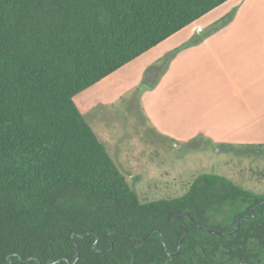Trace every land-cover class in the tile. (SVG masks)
<instances>
[{
	"label": "trees",
	"instance_id": "obj_1",
	"mask_svg": "<svg viewBox=\"0 0 264 264\" xmlns=\"http://www.w3.org/2000/svg\"><path fill=\"white\" fill-rule=\"evenodd\" d=\"M228 1L0 0V264H264V195L142 203L74 102Z\"/></svg>",
	"mask_w": 264,
	"mask_h": 264
},
{
	"label": "rangeland",
	"instance_id": "obj_2",
	"mask_svg": "<svg viewBox=\"0 0 264 264\" xmlns=\"http://www.w3.org/2000/svg\"><path fill=\"white\" fill-rule=\"evenodd\" d=\"M183 52L162 54L158 74L150 72L148 58L136 59L74 102L142 203L180 198L204 174L264 195V106L259 105L264 91L258 89L264 84V59H251L250 74L235 75L241 83L252 82L249 119L225 76L211 67V56L203 52L189 58ZM181 82L180 96L170 100L167 94L160 105L164 85ZM200 94L208 101L202 120L195 113Z\"/></svg>",
	"mask_w": 264,
	"mask_h": 264
},
{
	"label": "crops",
	"instance_id": "obj_3",
	"mask_svg": "<svg viewBox=\"0 0 264 264\" xmlns=\"http://www.w3.org/2000/svg\"><path fill=\"white\" fill-rule=\"evenodd\" d=\"M216 14H220L219 19L207 22L210 16ZM181 48L189 58L190 55L197 53L209 54L213 59L210 64L211 67L214 68V71L225 76L227 83L230 84L233 90L234 100H239V104L245 106L244 112H246L247 107V116L249 119L253 118V97L251 93L253 86L251 79L249 78L248 82L244 79V82L241 83L240 77L239 80H236L235 75H246V72L250 74L251 59H264V0H230L139 58H148L150 72L154 73L163 64V58H160L162 54L173 51L175 53ZM241 59L243 60L241 61ZM210 71H213V69L209 70V73ZM261 75V81H264V71ZM155 83H151V87H154ZM194 84H196L195 81L192 82V85ZM181 88L183 89L182 82L179 84L166 83L164 90L167 93L164 92L160 96L159 91H154L153 95L155 94L154 97L160 96V105L164 106V103L168 101L166 95H170V100L179 97ZM258 89L264 91V84ZM198 97L201 100L198 102V107L195 110L197 112L195 113L199 114V116L196 114V117L198 116L202 120L203 109L207 104L205 102L208 101L203 99L202 94ZM262 98L264 96H260V99ZM254 104H257V102ZM259 105L264 106L262 102H259ZM182 125L187 127L184 122Z\"/></svg>",
	"mask_w": 264,
	"mask_h": 264
},
{
	"label": "water",
	"instance_id": "obj_4",
	"mask_svg": "<svg viewBox=\"0 0 264 264\" xmlns=\"http://www.w3.org/2000/svg\"><path fill=\"white\" fill-rule=\"evenodd\" d=\"M240 229V223L238 224V228H237V230H239ZM186 230V229H185ZM209 232H212V231H209ZM186 233H187V235H188V232H187V230H186Z\"/></svg>",
	"mask_w": 264,
	"mask_h": 264
}]
</instances>
